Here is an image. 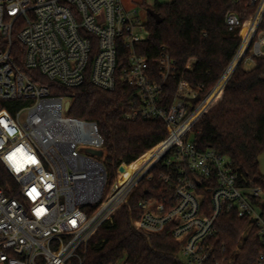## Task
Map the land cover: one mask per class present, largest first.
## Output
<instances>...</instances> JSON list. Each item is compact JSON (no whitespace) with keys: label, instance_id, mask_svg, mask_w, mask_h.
I'll use <instances>...</instances> for the list:
<instances>
[{"label":"built area","instance_id":"built-area-1","mask_svg":"<svg viewBox=\"0 0 264 264\" xmlns=\"http://www.w3.org/2000/svg\"><path fill=\"white\" fill-rule=\"evenodd\" d=\"M249 1L256 12L214 90L193 103L198 93L181 80L165 105L176 63L166 52L138 53L150 32L137 9L122 0H0V167L15 187L7 196L0 181V264H84L79 252L155 169L159 187L138 204L137 232L168 234L184 264H235L242 245L230 253L217 241L220 217L235 215L249 222L245 238L254 232L263 243L257 264H264V189L246 185L229 157L199 149L193 132L237 67L264 58V0ZM225 23L230 32L244 26L236 14ZM15 37L25 67L51 82L76 88L89 77L105 91L127 87L126 118L168 128L159 155L110 187L103 157L90 153L105 148L97 123L68 116L65 98L20 70Z\"/></svg>","mask_w":264,"mask_h":264},{"label":"trees","instance_id":"trees-1","mask_svg":"<svg viewBox=\"0 0 264 264\" xmlns=\"http://www.w3.org/2000/svg\"><path fill=\"white\" fill-rule=\"evenodd\" d=\"M150 9L163 21L158 24L148 15L150 38L137 50L150 59L166 52L175 61L177 78L166 86L165 105L175 99L181 80L187 81L201 97L214 90L256 12L249 0H174L156 3ZM230 14L240 17L244 23L241 29L229 31L225 22ZM260 30H264V18ZM12 56L21 71L48 87L52 96L70 103L68 116L97 123L105 139L102 162L110 187L137 170L166 139L168 128L163 121L126 118L132 109L127 87L119 85L113 92L105 91L95 87L89 77L76 88L51 82L39 71L25 67V47L16 37ZM193 132L199 149H214L229 157L246 185L264 189L260 171L264 154V58L257 59L251 69L237 67ZM153 174L155 178L139 183L112 221L100 227L79 252L84 264H184L179 259L180 246L168 234L146 236L133 227L139 202L159 187L157 169ZM0 181L6 195L12 196L8 186L15 189L13 179L2 167ZM248 224L235 215H222L217 222L219 244H224L230 253L242 245L235 264H257L263 252V243L254 232L245 238Z\"/></svg>","mask_w":264,"mask_h":264},{"label":"rangeland","instance_id":"rangeland-1","mask_svg":"<svg viewBox=\"0 0 264 264\" xmlns=\"http://www.w3.org/2000/svg\"><path fill=\"white\" fill-rule=\"evenodd\" d=\"M174 0H122L124 6L127 9H137L141 15V17L145 20L148 18L147 9L153 8L156 3H171ZM247 67V69L253 68ZM260 171L264 175V154L260 158Z\"/></svg>","mask_w":264,"mask_h":264},{"label":"water","instance_id":"water-1","mask_svg":"<svg viewBox=\"0 0 264 264\" xmlns=\"http://www.w3.org/2000/svg\"><path fill=\"white\" fill-rule=\"evenodd\" d=\"M146 11H147L148 15H150L152 18H154L155 21H156L158 24L162 23L163 20L161 19V17H160L157 13H155L152 9L149 8V9H147ZM200 100H201V96H198L196 99H193L192 102H193V103H198ZM211 103H212V102H211ZM210 105H211V104H210ZM69 107H70V103L67 102V103H66V106H65L66 110H68ZM90 153H91L92 155H96V156H98V157H102V156H103V152H102V151H90Z\"/></svg>","mask_w":264,"mask_h":264},{"label":"bare ground","instance_id":"bare-ground-1","mask_svg":"<svg viewBox=\"0 0 264 264\" xmlns=\"http://www.w3.org/2000/svg\"><path fill=\"white\" fill-rule=\"evenodd\" d=\"M155 154L156 155H159L156 151L139 167V168H141L144 164H146V163H149V162H152L153 161V159H154V157H155ZM138 168V169H139Z\"/></svg>","mask_w":264,"mask_h":264}]
</instances>
